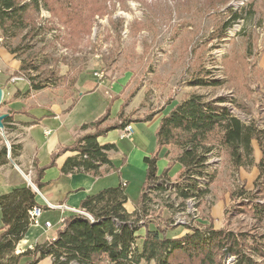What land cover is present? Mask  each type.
I'll list each match as a JSON object with an SVG mask.
<instances>
[{
    "label": "rangeland",
    "instance_id": "374dc122",
    "mask_svg": "<svg viewBox=\"0 0 264 264\" xmlns=\"http://www.w3.org/2000/svg\"><path fill=\"white\" fill-rule=\"evenodd\" d=\"M231 12L243 18L230 23ZM33 17L34 28L40 33L34 39L29 36L24 43L28 46L23 45L24 49L16 56L6 51L5 40L0 37V84L5 91L0 114L9 112L15 120L16 115L26 113L29 103L23 100V104L13 102L14 110L8 105L14 100L9 98L10 93L27 83L25 76L19 74L20 60L24 59L41 66L43 75L50 71L57 77L65 76L59 85L38 92L40 103L51 101L52 107L59 106L61 100L77 98L79 92L98 87L79 96L76 105L73 103L75 109L67 119L68 127L95 121L107 109L110 117L117 115L116 101L111 103L115 96L120 98L117 102H124L122 111L127 119L139 120L159 113L147 122L132 123L136 129L131 126V136L116 143L117 152L110 154L116 170L111 169L114 174L102 182L108 187L124 183L129 206L139 201L146 171L143 158L157 149L155 133L161 115L189 95H204L208 100L216 97L234 100L235 103L228 101L223 106L242 122H253L264 131V0H44ZM226 22L230 25L223 31ZM18 43L19 39L7 41L11 48ZM101 72L103 76L99 79L95 73ZM197 78L218 81L220 86L191 85ZM74 79L75 83H71ZM8 89L10 95L6 92ZM48 109L47 105L33 106L32 113L43 118ZM28 117L31 118L29 114ZM43 125L52 132L49 143L43 136L42 126L34 127L27 137L29 142L36 141L41 147L39 158L42 160L51 153L57 140L63 144L67 140L65 129L53 136L58 121L46 120ZM10 128H15L14 132H10ZM23 137L24 128L18 121L0 130V144L7 148L11 143L21 144ZM256 143H253V165L238 169L231 166L228 153L218 144L209 145L207 163L215 178L205 186L206 196L184 202L183 219L187 224H181L171 210L159 209L161 211L154 213V216L161 215L157 221L159 226H168L167 237L186 234L185 226L197 228L200 225H205L203 229L242 234L246 240L245 252L257 264H264V216L253 217L250 207V201L264 205V191L260 192L259 181H255L260 173L256 164L263 155ZM175 153L171 151L169 158ZM159 158L158 168L161 169L164 153ZM179 171V165L175 164L168 172L173 182ZM24 177L33 183L34 177L27 167ZM63 182L65 184L64 179L57 184ZM50 186L59 189L54 183ZM38 191L45 194L41 189ZM237 191H244V195L234 196ZM168 200L179 209L181 200H176L175 195ZM56 216L53 211L49 214L52 224L56 223ZM55 229L58 227H53L49 233ZM252 241L262 244L258 254L248 250ZM235 263V256L223 255L221 264Z\"/></svg>",
    "mask_w": 264,
    "mask_h": 264
},
{
    "label": "trees",
    "instance_id": "16d2710c",
    "mask_svg": "<svg viewBox=\"0 0 264 264\" xmlns=\"http://www.w3.org/2000/svg\"><path fill=\"white\" fill-rule=\"evenodd\" d=\"M43 2L0 0V37L5 40L4 48L9 54L16 56L24 46H28L24 43L29 36L34 39L39 35L40 31L34 28L33 14H37ZM242 18L241 14L231 12L230 23ZM230 23H225L223 31ZM18 39L15 48H11V44L7 45V41ZM26 63L25 59L20 60L19 74L25 76L28 88L23 94L16 91V98L29 97L45 88H53L65 79V76L57 77L50 71L43 75L41 66H36L33 60ZM30 70L38 74L31 75ZM71 83H75V79ZM191 85L217 87L220 82L197 78L191 81ZM0 88L3 89V86L0 85ZM96 88L94 86L87 93ZM118 98L113 97L111 103ZM228 101L235 103L225 97L208 100L204 95L191 94L161 118L155 133L157 149L143 159L146 166L145 181L139 202L132 212L125 208L128 200L125 184L102 189L86 196L79 203L78 210L89 218L83 214L69 213L53 240L17 252L18 244L32 226L29 213L34 207H39L37 194L30 186L24 185L0 195V264H38L45 258H49L51 264H221L226 254L236 257L235 264H257L245 252L243 247L246 240L242 234L203 229L201 227L205 225H200L197 228L185 226L186 234L169 238L166 236L168 226L161 227L157 223L161 215L154 216L159 209L171 210L173 213L178 210L168 202L172 195H175L176 200H181L179 210L186 200H200L206 196L205 186L210 185L215 178L214 171L207 163L211 152L209 145L213 144L225 150L231 166L238 169L253 165L252 142L256 141L263 155L256 164L260 173L255 181H259L260 192L264 191V188L261 189L264 182V131L259 130L253 122L244 123L235 117L229 108L223 106ZM123 103L114 120L107 109L97 120L83 123L73 143L60 148L53 155L49 166H53L54 159L60 155L70 153L61 170L64 175L86 174L99 178L111 169L116 170L109 158L111 153L117 152L116 145H101L98 138L110 131H124L132 123L152 118V115L139 120L125 118ZM6 115L3 120L5 129L14 121L13 114L8 112ZM14 130L10 128V132ZM9 148L8 152L6 145L0 144V166L8 163L7 158L16 160L21 155L22 144L11 143ZM162 150L166 159L171 151L176 153L168 159V165L162 173L158 174L157 162ZM175 164L179 165L180 171L173 182L168 172ZM47 167L38 170L34 178L33 184L38 190L42 188L40 181ZM201 181L205 182L204 187L200 185ZM233 195L242 196L244 191L234 192ZM250 204L253 217L260 219L264 216V205L252 201ZM252 244L254 246L248 250L258 254L262 244L255 241Z\"/></svg>",
    "mask_w": 264,
    "mask_h": 264
},
{
    "label": "crops",
    "instance_id": "0c3cea01",
    "mask_svg": "<svg viewBox=\"0 0 264 264\" xmlns=\"http://www.w3.org/2000/svg\"><path fill=\"white\" fill-rule=\"evenodd\" d=\"M27 88H28V84L26 83L25 87L23 88H16L12 92L10 91V89L6 91L8 94L9 92H11L10 93L11 96L9 98L11 99V97H13L12 99H14V100L11 99L12 101H10V103L8 104L11 110H14L12 109L13 102L23 104L21 103V100H23L25 103H29V105H27L28 107L26 108V113L16 115L17 118H15V120L13 121L14 123H17L18 121L19 123H21L22 128H24V137L21 140L22 141L21 142L22 152H21V155L16 160H10L8 161V163L0 166V195L6 194L10 192L12 189L17 188V187H21L24 185L30 186L28 184V181L24 177V169H26L27 167L29 169V174L33 175V177L35 178V176L37 175V171L41 169L39 167L47 163L50 164L52 162L53 155L57 153L60 148L69 146L70 144H72L73 141L76 139V137L79 135V131H78L79 127L83 123H88V122H83L82 124L81 123L73 124L70 127H68L67 125V119L68 117L71 116L72 112L75 109L74 107L76 103L75 105L72 106L73 101L75 100L76 102H78L79 96L81 97L84 94H87V92L81 93V94H79L80 93L79 92L77 98H74V99L67 98L65 100H61V104L59 106L53 105L52 107V105H50L51 101H45V102L40 103V101L37 100V97L40 93H36L29 97H24L25 99H22L23 96H19L17 98L14 97V94L16 91H19L21 94H23L27 90ZM4 92L5 91L3 88V93ZM119 99L120 98L115 100L116 101L115 105L113 104L114 107H117L118 111L120 109V106L123 103L122 100L120 102H117ZM46 105L48 106L49 109L47 111L48 113H46L43 118H37L35 114L32 113L33 106L39 107V106H46ZM168 113H166L165 115H167ZM28 114L31 116V118L28 117ZM157 114L159 113H156L152 117L155 118ZM165 115L163 113L160 119ZM115 116L116 114L115 115L113 114L111 118H114ZM50 119L56 120L59 122V125L57 129L55 130L54 132L55 134L53 136L56 135V132L62 131L61 129H65L67 132L66 133L67 140L63 141L65 142L64 144L60 143V139L57 140V143L55 144L54 149L53 150L49 149L51 150L50 151L51 153H49V155L46 156L47 158L45 157V159L42 160L39 158V149L41 147L39 148L38 143L36 141L29 142L27 140V137L31 135V131L33 130L34 127L42 126V128H44L43 136L46 138L45 140H47L49 143L51 140L49 136L52 132L49 129H46V125L44 126L43 124L45 123L46 120H50ZM144 122H147V121H144ZM131 126L133 125L130 124V136H131V131H132ZM133 128L136 129V126H133ZM47 131H49V134H46ZM123 133L124 131H120V130L110 131L105 136L99 137L98 142L101 145L107 144V143H113L115 145L116 143L119 144L121 140H127V138L121 137ZM27 141L30 143L28 146H27ZM253 143L255 144L256 142L255 141L252 142V147H253ZM162 153H164V150L160 151L159 155ZM69 155L70 153H64L63 155H60L59 157L54 159L53 166L51 165L49 166V164H47L48 167L44 170L41 181H40L42 184L41 190H43L45 194L44 195L43 193L40 194V192L37 189V191L39 192V193H36L37 194V199H36L37 204L38 206L43 208L42 214L39 218L40 222L41 223H44L46 221L50 222L48 217L51 211H53V213L58 214V216H56V223L52 224L50 222L52 225L50 229H52L53 227H58V230L61 229L62 224L58 223L59 219L68 216L69 212L63 211L61 209H48L46 208V203L51 204L53 206L63 205L69 208L78 209L80 201L84 199L86 196L93 195L102 189L108 188V186L105 185L104 182L102 181L110 177L109 175L114 174V173H111L110 171L105 176L99 177V178H94L86 174L64 175L62 174L61 170L63 168L64 160ZM109 158L111 159V156ZM159 161L160 160H158V162ZM162 161H163V167L161 169L163 170V168H165L167 165L166 164L167 160L165 158V160H162ZM158 162H157V170L158 172H161L162 170L158 168ZM145 169H146V166H145ZM119 175L121 178V173ZM62 179H64L65 184L64 182L61 184H57L58 181ZM53 183L58 185L57 187L59 189L50 188L51 187L50 185H52ZM110 186L115 187L117 185H109V187ZM32 190L35 192L33 188ZM138 202L135 205L129 206L128 200H127V203L125 205L126 210L128 212H132L134 208H136ZM1 228H2V222L0 218V231H1ZM50 229L46 230L42 227L31 226L28 232L26 233V235L24 236L23 240L18 244L17 252H21L27 248H32V246H34L35 244H39L44 241L54 239L56 237L58 230L55 229L53 233H49ZM43 263L51 264V260L49 258H45L42 261H40L38 264H43Z\"/></svg>",
    "mask_w": 264,
    "mask_h": 264
},
{
    "label": "built area",
    "instance_id": "2783aa9c",
    "mask_svg": "<svg viewBox=\"0 0 264 264\" xmlns=\"http://www.w3.org/2000/svg\"><path fill=\"white\" fill-rule=\"evenodd\" d=\"M0 41H1V39H0ZM95 76H97L99 79H101L102 78V76H103V73L101 72V73H95ZM21 79H23V78H16L15 80H18V81H20ZM24 80V79H23ZM46 134H49V131H47L46 132ZM121 137L122 138H129L130 137V125L129 126H127L126 128H125V130H124V133L121 135ZM8 152H9V146H8ZM28 184L31 186V188H36L32 183H31V181H28ZM35 190V189H34ZM36 190H37V188H36ZM35 190V193H39L38 191H36ZM196 198H191V199H188V200H186V204L189 202V200H195ZM175 204V203H174ZM46 208H48V209H61V210H63V211H68L69 213H75V214H83V215H85L86 217H88L89 218V216H87L86 214H84V213H82L80 210H78V209H73V208H69V207H66V206H63V205H58V206H53V205H51V204H48V203H46ZM175 209H177L176 207H174ZM42 211H43V208L42 207H34L31 211H30V213H29V216H30V220H31V222H32V226H34V227H42V228H44V229H46V230H48V229H50L51 227H52V225H51V223L50 222H48V221H46V222H44V223H41L40 222V216H41V214H42ZM185 213H186V209H181V210H177V211H175L173 214H175L174 216H177V217H179V220L178 221H180V223L181 224H183V225H186L187 223L185 222V220L183 219L184 217L183 216H185ZM182 219V220H181ZM63 221H64V218H60L59 219V224H63ZM53 240V239H52Z\"/></svg>",
    "mask_w": 264,
    "mask_h": 264
},
{
    "label": "water",
    "instance_id": "95a60500",
    "mask_svg": "<svg viewBox=\"0 0 264 264\" xmlns=\"http://www.w3.org/2000/svg\"><path fill=\"white\" fill-rule=\"evenodd\" d=\"M2 98H3V90H2V88H0V105L2 102ZM6 116H7L6 114H0V130L4 129L3 120L6 118ZM34 189L36 190V188H34Z\"/></svg>",
    "mask_w": 264,
    "mask_h": 264
},
{
    "label": "bare ground",
    "instance_id": "6f19581e",
    "mask_svg": "<svg viewBox=\"0 0 264 264\" xmlns=\"http://www.w3.org/2000/svg\"><path fill=\"white\" fill-rule=\"evenodd\" d=\"M202 183H205L204 181H201ZM201 185V184H200ZM186 202V201H185Z\"/></svg>",
    "mask_w": 264,
    "mask_h": 264
}]
</instances>
